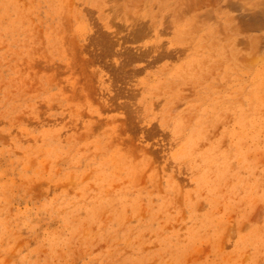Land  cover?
<instances>
[{"label":"rangeland","instance_id":"374dc122","mask_svg":"<svg viewBox=\"0 0 264 264\" xmlns=\"http://www.w3.org/2000/svg\"><path fill=\"white\" fill-rule=\"evenodd\" d=\"M0 264H264V0H0Z\"/></svg>","mask_w":264,"mask_h":264}]
</instances>
